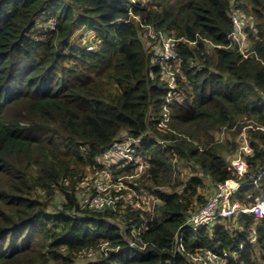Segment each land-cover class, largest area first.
Segmentation results:
<instances>
[{
  "label": "trees",
  "instance_id": "16d2710c",
  "mask_svg": "<svg viewBox=\"0 0 264 264\" xmlns=\"http://www.w3.org/2000/svg\"><path fill=\"white\" fill-rule=\"evenodd\" d=\"M135 1L0 0V264H190L240 246L226 264H264V217L252 214L185 231V254L175 245L207 201L179 164L215 187L235 178L217 131L244 130L252 149L236 201L264 195V0ZM236 13L251 21L242 53ZM158 34L176 40V69L156 60ZM132 142L143 171L121 161L110 175L135 178L152 212L120 210L111 190L115 208H84L78 186Z\"/></svg>",
  "mask_w": 264,
  "mask_h": 264
},
{
  "label": "built area",
  "instance_id": "2783aa9c",
  "mask_svg": "<svg viewBox=\"0 0 264 264\" xmlns=\"http://www.w3.org/2000/svg\"><path fill=\"white\" fill-rule=\"evenodd\" d=\"M130 3L135 4L134 0H130ZM128 11L129 15H131V8ZM236 16L237 14L232 15V20L237 30L236 34H233V36L235 37L236 41L239 42V36L243 28L242 26H239L237 22L243 23V21L238 19L236 22ZM50 24L53 25L52 22H50ZM148 33L151 34V36ZM147 34L148 37H151V39L155 38L154 33L150 29L147 31ZM175 44L176 40L167 38L162 34H158V49H156L157 55L155 56L156 60L163 66V68H169V62H176V54L174 50ZM87 49L91 50L92 47H88ZM167 76L169 83L171 84L172 76L170 73H168ZM243 134L245 133H242V135ZM136 143L137 142L127 143L125 145H113L110 149H108L106 157L112 160L113 158L118 159V162L124 161L125 165L136 167L137 173L140 174L143 171L145 165L141 160L134 158V152L137 146ZM239 150V156L230 163V168L233 171L235 178L225 182L224 184L218 185L215 188L213 194L207 199L205 205L193 213L187 220L184 228L175 235L176 249L180 253L185 254L181 243L182 234L185 231H199L214 225L218 221L235 219L239 214H252L256 219H261L264 217V199L260 198V200H256L254 204L249 206H242L238 201H236V196L239 189L245 184L242 182V179L247 174L248 168L245 157L252 153V149L247 142L246 136H243ZM100 180L101 179L95 181V195L90 196L84 201V208L92 211H101L106 208L116 207L113 199L110 197L109 185L101 182ZM153 201L155 203L157 202L156 199H153ZM130 247L133 246L130 245ZM142 248H144L143 245ZM241 249L242 246H240L238 251H234L232 253H215L213 251L207 250L193 256H186L189 259L190 264H226L228 261L236 260ZM89 256H91V254H89Z\"/></svg>",
  "mask_w": 264,
  "mask_h": 264
},
{
  "label": "rangeland",
  "instance_id": "374dc122",
  "mask_svg": "<svg viewBox=\"0 0 264 264\" xmlns=\"http://www.w3.org/2000/svg\"><path fill=\"white\" fill-rule=\"evenodd\" d=\"M141 1H145V0H141ZM134 3H136V1L134 0ZM236 22L237 20H242L243 23H238L237 24L239 26H251V21L250 19L246 18L244 19V15L240 14V16L238 17V13H236ZM244 17V18H243ZM149 34V33H148ZM148 34L145 33L143 34L144 38L143 41H145L146 44V37H148ZM151 36V34H149ZM151 38V37H149ZM240 40V50L243 52L244 50H246V48L248 47V42L245 39V36L243 35V33H240L239 36ZM178 67V64H176L175 62L172 63L171 66H169L168 70H173L176 69ZM171 75V74H170ZM166 79V81L169 82L168 80V76L165 75L164 77ZM242 133H245L244 130H242ZM243 136L245 137L246 134H240L239 136H236L234 138V140L228 139V134L225 132L224 129L217 131L216 133H214V138L216 141L221 142L223 144L226 143V147L229 149H232V151H229L225 158V161L230 164L231 161H233L235 158H237L239 156V148L241 146L242 140H243ZM247 138V137H246ZM233 149H235L233 151ZM119 160L118 159H110V158H104L101 157L98 159L99 164H101L103 166V172L99 171L98 173H95L96 171L92 172V171H88V176L86 178V180L80 184V186H78V200L80 204H84V201L86 199H88L90 196H92V194L94 193V183L96 180L101 178V182L106 183L107 185H109V190L113 191V192H117L120 191L119 193L122 196V200L119 203L120 204V210H123L124 207L127 206H131L134 209H139L142 210L143 212H152V209L154 207V201L152 199V197L142 191L141 189L135 190L134 187H130V184L134 185L133 180L135 178H122V179H118L116 182L113 181L112 176L110 175L111 172L116 171V164ZM178 171L180 172V178H182L184 181H186L188 178L191 177H197L200 178L203 182V186L202 188L199 190V193L205 198V200H207L215 191V186L210 182V180L203 174L201 173L198 169L192 168V166L185 165V164H179L178 166ZM177 171V172H178ZM247 172H248V168H247ZM141 176V175H140ZM138 176V177H140ZM136 177V178H138ZM260 176L258 177V179L253 183L254 188H258L257 187V182L259 181ZM137 188V187H136ZM94 189V190H93ZM264 199V195L261 197H258L257 200ZM61 202V198H58L55 202L54 205L59 207V204ZM232 224L235 222V219H233V221H231Z\"/></svg>",
  "mask_w": 264,
  "mask_h": 264
}]
</instances>
